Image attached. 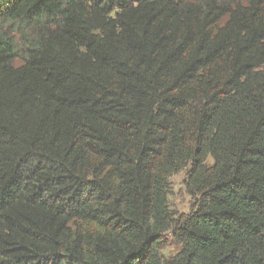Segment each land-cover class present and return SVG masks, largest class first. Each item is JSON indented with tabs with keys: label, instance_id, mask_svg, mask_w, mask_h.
Returning <instances> with one entry per match:
<instances>
[{
	"label": "trees",
	"instance_id": "trees-1",
	"mask_svg": "<svg viewBox=\"0 0 264 264\" xmlns=\"http://www.w3.org/2000/svg\"><path fill=\"white\" fill-rule=\"evenodd\" d=\"M0 264H264V0H0Z\"/></svg>",
	"mask_w": 264,
	"mask_h": 264
},
{
	"label": "rangeland",
	"instance_id": "rangeland-1",
	"mask_svg": "<svg viewBox=\"0 0 264 264\" xmlns=\"http://www.w3.org/2000/svg\"><path fill=\"white\" fill-rule=\"evenodd\" d=\"M185 172L173 175L169 180V204L172 211L176 214H183L190 210L193 202L192 196L187 192L185 186ZM178 249V244L170 240L168 245L163 249L165 255H172Z\"/></svg>",
	"mask_w": 264,
	"mask_h": 264
}]
</instances>
